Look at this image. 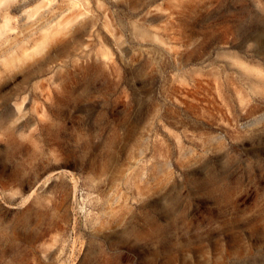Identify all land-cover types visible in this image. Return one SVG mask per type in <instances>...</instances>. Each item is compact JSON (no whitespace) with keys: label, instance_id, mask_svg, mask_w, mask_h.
I'll return each mask as SVG.
<instances>
[{"label":"rangeland","instance_id":"1","mask_svg":"<svg viewBox=\"0 0 264 264\" xmlns=\"http://www.w3.org/2000/svg\"><path fill=\"white\" fill-rule=\"evenodd\" d=\"M0 264H264V0H0Z\"/></svg>","mask_w":264,"mask_h":264}]
</instances>
